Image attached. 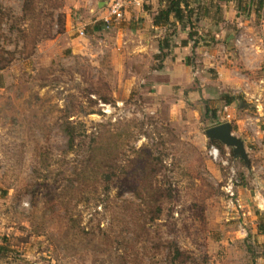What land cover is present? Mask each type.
I'll use <instances>...</instances> for the list:
<instances>
[{
    "label": "rangeland",
    "instance_id": "obj_1",
    "mask_svg": "<svg viewBox=\"0 0 264 264\" xmlns=\"http://www.w3.org/2000/svg\"><path fill=\"white\" fill-rule=\"evenodd\" d=\"M97 1L0 0V264H264V98L155 75L217 4L148 56ZM227 112L249 166L205 135Z\"/></svg>",
    "mask_w": 264,
    "mask_h": 264
},
{
    "label": "crops",
    "instance_id": "obj_2",
    "mask_svg": "<svg viewBox=\"0 0 264 264\" xmlns=\"http://www.w3.org/2000/svg\"><path fill=\"white\" fill-rule=\"evenodd\" d=\"M211 2L217 4L213 11L217 10L218 15L214 16L210 11L202 12L194 19V23H202L201 28L196 29L200 41L191 44L188 32H183L185 37L181 40L185 41L180 46L175 42L178 46L162 57V68L155 75L165 76L167 80L164 84L170 86L190 85L195 78L203 82L208 75V79L215 84L212 91L217 99L222 100L223 94L238 97L230 104L222 102V108L225 106L227 110L235 106L239 98L258 102L264 98V0L260 6H257L256 0H245L239 7L236 0ZM96 3L103 8V0ZM196 4L204 6V0H197ZM160 7H164L160 0H143L141 7L129 8L124 19L115 27L118 38L123 34L129 35L135 40L138 52L143 50L148 56L160 50L166 51L160 41L165 27L152 23ZM180 48L182 54L179 53ZM189 56H196L195 62L201 63L202 67L196 63L192 66L187 61L184 63V57ZM187 66L191 75H180L179 71L188 69Z\"/></svg>",
    "mask_w": 264,
    "mask_h": 264
},
{
    "label": "trees",
    "instance_id": "obj_3",
    "mask_svg": "<svg viewBox=\"0 0 264 264\" xmlns=\"http://www.w3.org/2000/svg\"><path fill=\"white\" fill-rule=\"evenodd\" d=\"M160 1L164 3V7L159 9L158 12L153 16L152 23L154 26L165 27L171 21V17L174 18V20L178 21L179 23H182L184 19L188 17L187 15H185V12L194 13V8L190 7L189 0H166V1L160 0ZM219 1H228V0H219ZM236 1L239 7L241 6L242 1L244 2L245 0H236ZM262 1L263 0H256L255 3H257V6H260L262 4ZM92 28L93 29L95 28L96 30L103 29L104 28L103 20L97 21L94 27ZM188 35L189 37H192L193 33L189 32ZM221 98L224 101V104H230L234 99H238L237 96L229 95V94H223ZM213 122L217 124L220 121L215 120Z\"/></svg>",
    "mask_w": 264,
    "mask_h": 264
},
{
    "label": "built area",
    "instance_id": "obj_4",
    "mask_svg": "<svg viewBox=\"0 0 264 264\" xmlns=\"http://www.w3.org/2000/svg\"><path fill=\"white\" fill-rule=\"evenodd\" d=\"M142 3L143 0H103V7L106 10V14L101 20L104 22V28L108 29L114 23H119L124 18L129 8L141 7ZM223 110L226 112L227 108L224 106ZM231 118V113L227 112L223 114L222 120L231 122ZM219 153V149L216 145L212 144L208 149V155L212 160H216Z\"/></svg>",
    "mask_w": 264,
    "mask_h": 264
},
{
    "label": "water",
    "instance_id": "obj_5",
    "mask_svg": "<svg viewBox=\"0 0 264 264\" xmlns=\"http://www.w3.org/2000/svg\"><path fill=\"white\" fill-rule=\"evenodd\" d=\"M205 135L210 140H218L224 145L231 147L234 157L239 156L249 166V159L245 151L244 142L241 138L233 134L231 122L223 121L213 125L205 129Z\"/></svg>",
    "mask_w": 264,
    "mask_h": 264
}]
</instances>
